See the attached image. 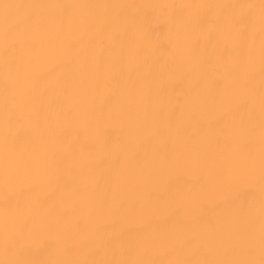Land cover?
Wrapping results in <instances>:
<instances>
[{
  "label": "bare ground",
  "instance_id": "obj_1",
  "mask_svg": "<svg viewBox=\"0 0 264 264\" xmlns=\"http://www.w3.org/2000/svg\"><path fill=\"white\" fill-rule=\"evenodd\" d=\"M3 7L0 22L7 48L0 89L4 97V115L11 129L10 141L15 149H30L37 143L34 131L26 126L27 103L36 119L49 122L57 116L64 119L65 126L56 130L62 144L71 142L74 149L95 154L100 150V140L87 137L83 131L71 126L78 119L79 107L73 105L72 93L95 88L100 94L92 102V114L107 123L110 114L121 106L122 91L126 87L151 82L152 96L165 101L167 107L158 112L159 126L155 135L141 144L136 157L138 161L150 154L158 141L164 142L161 152L168 159L176 158L181 152V143L196 148L201 137L209 131L212 136L201 154L202 159L210 162L221 155L226 156L233 147V130L239 132L241 154L248 158L255 156L264 120L261 114L264 69L255 59L261 39V33L255 30V10L260 7L258 0H246L243 4L247 11L237 22L239 33L235 40H219L215 30L207 39L197 38L194 44L197 64L186 68L179 78L165 81L159 91L155 88V77L163 60H155L144 43L164 41L168 25L160 23L155 12L145 11L139 0H4ZM233 7L240 5L226 3L221 6V12ZM223 19V14L217 18L208 11L200 16L199 25L207 30L218 26ZM46 46L63 49L64 55L40 72L36 77V88L25 92L23 76L30 62H35ZM161 47L165 52H172L170 44H161ZM175 69V60H169L165 71L173 73ZM198 93L203 97L205 118L196 115L194 122L189 123L183 108L185 97ZM101 139L104 148L110 149L123 143L124 132L109 125L103 130ZM123 159V155H118L115 161L104 159L92 166L100 176L96 199L103 207L111 200L114 170ZM60 164L61 167L72 164L67 153L61 157ZM71 173L80 175L74 164ZM217 175L222 176L223 171H218ZM206 181L207 177L203 175L193 180L180 174L169 182L167 191H153L151 199L159 204L173 191L189 185L197 187ZM61 185L64 190H70L74 181L61 175L51 194L41 199L42 208L48 211L54 224L70 225L74 231L85 233L88 223L80 214V205L60 200ZM256 200L258 194L254 189H244L233 201L202 204L194 218L185 219L180 211H175L163 219L153 220L151 227L163 240L156 248L139 249L137 241L146 230L136 229L126 231L120 238L123 241L121 251L107 238L109 226L106 225L100 230L105 238L99 247L94 248L86 239L77 238L68 242L66 251L70 258L86 260L264 264V217L256 210ZM23 203L22 198L17 202L13 197L5 206L22 208ZM138 209L139 205H135L130 211ZM55 247L56 241L48 239L39 252L29 250V254L39 258Z\"/></svg>",
  "mask_w": 264,
  "mask_h": 264
},
{
  "label": "clouds",
  "instance_id": "obj_2",
  "mask_svg": "<svg viewBox=\"0 0 264 264\" xmlns=\"http://www.w3.org/2000/svg\"><path fill=\"white\" fill-rule=\"evenodd\" d=\"M3 2L4 0H0V13L4 12ZM139 3L144 6L145 11L155 12L160 23L168 25L164 41L144 43L155 60H163L155 77L157 91L165 81L179 78L186 68L197 64L194 56L197 38L202 36L207 39L208 34L215 30L219 40H235L239 33L237 22L241 14L247 11L243 7L246 0H139ZM226 3L240 7H233L222 13L221 6ZM258 3L260 7L255 10V30L261 33V39L255 59L260 68L264 69V0H258ZM208 11H212L217 18L223 14L224 19L218 26L204 30L199 25V18ZM161 44H170L172 52H165ZM6 48L7 38L0 22V80L4 79ZM63 55V49H50L46 46L35 62H30L22 79V89L26 92L36 88V77L40 72ZM169 60H175L176 63L173 73L165 71ZM152 87L151 82L126 87L122 91L121 106L110 114L107 123L92 114V102L100 94L95 88L72 93V103L79 107L78 119L71 126L77 131H83L87 137L100 140V150L95 154L74 149L71 142L62 144L56 130L65 126L64 119L59 116L53 122L36 119L32 107L27 103L26 126L34 131L37 143L30 149H15L10 141L11 129L4 115V97L0 89V264H153L152 261L140 259L70 258L66 246L69 241L79 238L86 239L94 248L99 247L105 238L100 230L107 225V238L113 240L115 248L121 251L123 241L120 238L126 231L136 229L146 230L137 241L139 249L156 248L163 244V240L151 227L153 220L163 219L175 211H180L185 219L194 218L199 214L202 204L215 205L233 201L244 189L256 191V210L264 217V120L258 137V148L252 158L241 154L238 147L239 132L233 130V147L226 156L221 155L210 162L202 159L201 155L212 136L210 131L201 137L196 148L181 143V152L176 158L168 159L161 152L164 142L158 141L151 153L145 154L138 161L136 157L141 144L155 135L159 126L158 112L167 107L165 101L152 96ZM203 104V97L199 93L185 97L183 108L187 122L193 123L196 115L201 119L205 118ZM261 114L264 117V96L261 98ZM109 125L121 129L124 140L123 143L105 149L101 134ZM75 139L73 136V140ZM66 153L78 168L79 176L71 173L72 164L61 167L60 159ZM118 155H123L124 159L114 170L111 200L107 207H103L96 199L100 176L92 166L104 159L115 161ZM220 170L223 171L222 176L217 175ZM180 174L193 180H198L203 175L207 177V181L197 187L189 185L183 190L173 191L159 204L151 199L153 191H167L169 182ZM61 175L74 181V187L64 190L61 185L60 200L80 205V214L88 223L85 233L74 231L70 225L54 224L48 211L42 208L41 199L51 194ZM26 192L28 195H25ZM13 197L17 202L23 199L22 208L5 206ZM135 205H139V209L130 211ZM48 239L56 241V247L51 252L39 258L29 254V250L39 252ZM168 264L184 262L169 261Z\"/></svg>",
  "mask_w": 264,
  "mask_h": 264
}]
</instances>
